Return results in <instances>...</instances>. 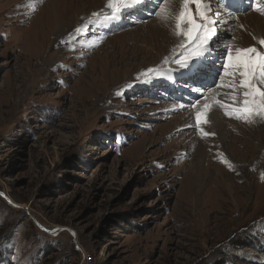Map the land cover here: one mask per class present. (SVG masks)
Returning <instances> with one entry per match:
<instances>
[{"label":"rangeland","instance_id":"rangeland-1","mask_svg":"<svg viewBox=\"0 0 264 264\" xmlns=\"http://www.w3.org/2000/svg\"><path fill=\"white\" fill-rule=\"evenodd\" d=\"M160 2L89 25L106 0H0V264H264V119L215 104L243 99L217 73L225 45L264 51L245 25L264 11L229 0L211 52L182 70Z\"/></svg>","mask_w":264,"mask_h":264},{"label":"snow or ice","instance_id":"snow-or-ice-1","mask_svg":"<svg viewBox=\"0 0 264 264\" xmlns=\"http://www.w3.org/2000/svg\"><path fill=\"white\" fill-rule=\"evenodd\" d=\"M134 0H106L105 7L110 11L103 13L94 12L88 23L91 25L94 20H115ZM258 2V10L264 11V3ZM229 0H217L213 5L212 0H180V8L175 11L171 8V0H161L157 10L153 13L164 21H174L175 33L183 37L179 47L182 51L173 60L179 69L189 70L197 62H202L213 48V41L219 34V30L228 25V18L231 17ZM83 31L77 27L75 32ZM264 46V39L259 40ZM223 63L217 73V80L223 81V77H229L227 82H220L216 86L232 89H243L242 100L232 95V104L223 103L216 99L215 104L225 110L228 116L236 115L242 117L245 122L251 123L255 118L264 119V51L255 46L237 48L233 51L230 45L224 46ZM163 65L169 64V58L165 57ZM171 71V69H168ZM155 73V75H152ZM156 68H149L140 75L151 76L152 79L163 75ZM238 77V80L234 79ZM144 82H149L145 80ZM198 103V102H197ZM196 105H193L195 107ZM183 107V105H181ZM212 104L203 105V110L195 114L196 126L208 123V112ZM230 109V110H229ZM200 131H204L200 128ZM205 136L215 133L204 132ZM223 156V153H220ZM223 162L230 168L231 162L224 159ZM3 195V194H0Z\"/></svg>","mask_w":264,"mask_h":264},{"label":"bare ground","instance_id":"bare-ground-1","mask_svg":"<svg viewBox=\"0 0 264 264\" xmlns=\"http://www.w3.org/2000/svg\"><path fill=\"white\" fill-rule=\"evenodd\" d=\"M236 1H238V4H236V8H239L240 6H241V0H236ZM179 3H180V1H179ZM178 6H180V4H176L175 5V7H172L171 6V8L173 9V10H179V9H177L178 8ZM131 8H132V6H131ZM128 10L130 11V10H132V9H130V8H128ZM244 16V15H243ZM246 20V19H245ZM161 22H159V25L157 26V28L155 27V29H157L158 30V32H160L161 33V35H163L162 37H161V40H163L164 42H165V44H166V47H167V51H168V49H169V45H170V42H172L173 40H174V38L171 36V35H169V33H167V30H165V29H163V25H164V20H160ZM246 23H245V25L246 24H248L249 26H252L253 28L252 29H254V31H252L253 32V39H255L256 38V36H258V38L260 37L261 39L262 38H264V21H262L259 17H248V19H247V21H245ZM162 24V25H161ZM171 25L170 26H172L173 27V24L172 23H170ZM243 26V25H242ZM73 28V27H72ZM72 28H70V29H72ZM69 29V30H70ZM62 30V29H61ZM63 31V30H62ZM65 33H67V32H65V31H63L61 34H62V37L61 38H63V36L65 35ZM256 35V36H255ZM65 37V36H64ZM251 39H252V37H251ZM250 42V41H249ZM171 46H172V44H171ZM170 75H171V77L170 78H172V77H174V75L175 74H173V73H170ZM207 103H210L211 104V102L210 101H207ZM201 110H203V108L201 109ZM222 120V119H221ZM214 121H215V119H214ZM215 125H216V127H217V129H218V132L219 133H222L223 131H224V128H225V124L222 122V121H220V120H218L217 122L215 121Z\"/></svg>","mask_w":264,"mask_h":264},{"label":"trees","instance_id":"trees-1","mask_svg":"<svg viewBox=\"0 0 264 264\" xmlns=\"http://www.w3.org/2000/svg\"><path fill=\"white\" fill-rule=\"evenodd\" d=\"M121 219H123V217L120 216Z\"/></svg>","mask_w":264,"mask_h":264},{"label":"built area","instance_id":"built-area-1","mask_svg":"<svg viewBox=\"0 0 264 264\" xmlns=\"http://www.w3.org/2000/svg\"><path fill=\"white\" fill-rule=\"evenodd\" d=\"M89 261H91V259H89Z\"/></svg>","mask_w":264,"mask_h":264}]
</instances>
